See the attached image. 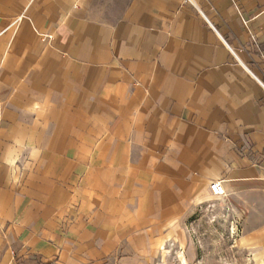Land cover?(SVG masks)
I'll return each mask as SVG.
<instances>
[{"label": "crops", "instance_id": "0c3cea01", "mask_svg": "<svg viewBox=\"0 0 264 264\" xmlns=\"http://www.w3.org/2000/svg\"><path fill=\"white\" fill-rule=\"evenodd\" d=\"M211 199L264 264V0H0V264H194Z\"/></svg>", "mask_w": 264, "mask_h": 264}, {"label": "rangeland", "instance_id": "374dc122", "mask_svg": "<svg viewBox=\"0 0 264 264\" xmlns=\"http://www.w3.org/2000/svg\"><path fill=\"white\" fill-rule=\"evenodd\" d=\"M231 218L233 216L230 213V203L225 199H211L191 212L185 221L188 235L202 245L201 251L203 252L194 264H206L204 251L207 242L214 245L210 251H217L220 250L222 242L231 239L230 232L227 231Z\"/></svg>", "mask_w": 264, "mask_h": 264}, {"label": "built area", "instance_id": "2783aa9c", "mask_svg": "<svg viewBox=\"0 0 264 264\" xmlns=\"http://www.w3.org/2000/svg\"><path fill=\"white\" fill-rule=\"evenodd\" d=\"M185 1L188 2L190 0H185ZM209 191L214 196H222L225 193L224 192V188H223V186L221 185V183L219 181H211L209 183Z\"/></svg>", "mask_w": 264, "mask_h": 264}]
</instances>
